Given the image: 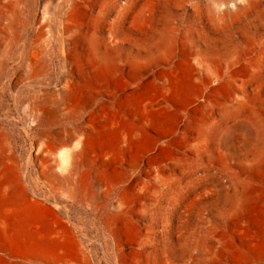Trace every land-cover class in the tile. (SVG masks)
Masks as SVG:
<instances>
[{
  "label": "rangeland",
  "instance_id": "obj_1",
  "mask_svg": "<svg viewBox=\"0 0 264 264\" xmlns=\"http://www.w3.org/2000/svg\"><path fill=\"white\" fill-rule=\"evenodd\" d=\"M126 2L0 0V147L54 232L32 241L17 222L0 225V264H264V160L254 134L234 131L264 118V0L230 21L211 0H138L115 72L91 75L87 95L65 102L68 80L89 71L65 58L67 13L85 6L106 50ZM180 76L184 87L163 93L164 78ZM243 89L248 105L222 116L221 105L245 103ZM141 100L156 105L152 120L132 116ZM207 114L210 136L197 143ZM81 136L85 158L69 175ZM50 167L68 181L50 182ZM235 180L250 199L239 214L223 198Z\"/></svg>",
  "mask_w": 264,
  "mask_h": 264
},
{
  "label": "bare ground",
  "instance_id": "obj_2",
  "mask_svg": "<svg viewBox=\"0 0 264 264\" xmlns=\"http://www.w3.org/2000/svg\"><path fill=\"white\" fill-rule=\"evenodd\" d=\"M137 1L138 0H127L126 4L125 5L123 4L124 6H120V7L115 9L116 15H115V18L111 20L112 23L109 26V33H107V34H109L108 43L110 45L108 44V48L106 50H103V48H104L103 46H105V43H101L100 39L97 35V27H99V26H97L96 21L93 20V22H92L90 17L86 16L85 6L81 9L82 11H79L78 13H76L77 11H75V12L74 11H71V12L68 11L69 13H67L66 21H65L66 22L65 29L63 28L64 31L68 35L67 40L65 42L63 41L64 42L65 58L67 61H73V63H75V65L78 69H81L82 64H84L86 67H88L89 71L87 70L88 73L80 72V74L78 76V79H79L78 81L75 80V78H73V77L70 80H68L67 86L65 87V102L72 101V99H76V97L80 96L81 94L87 95L89 88H88V84H87L88 82L86 81V83H85V80L88 79L91 75H95L97 77H104V76H107V75L115 72L116 68L118 67V62L116 60V55H114V53L120 47H122V41L127 36V33L123 27L124 21H126L125 19H126L128 13L131 10H134L136 8ZM255 4H256V0H242V1H237V0H211L210 5L212 7L211 6L210 7L214 11H220L219 19H225V20L230 21L229 19H233L236 16H238L245 8H252ZM211 16L214 20L218 19V17L215 15V13H212ZM84 20L86 22H88V25L86 26L85 29L82 27V24H84L83 23ZM63 27H64V25H63ZM98 29H100V28H98ZM128 29H130V28H128ZM161 35H163V34L161 33ZM160 37H161L160 34H156L155 39L156 40L161 39L162 37L161 38ZM102 38H104V37H102ZM75 39H77V41L79 43L78 47L76 49H74V47H73V45H75ZM10 40H11V38H10ZM106 42H107V40H106ZM249 59H251V58H249ZM197 63H199V62H197ZM250 63H253V62L250 61ZM130 66L134 70H136L139 66L138 59L137 58L131 59ZM185 66L193 68V61L192 60L187 61V64ZM203 69H204V67H203ZM244 70H246V69H244ZM196 71H198V70H196ZM238 71H240V70H238ZM244 76H245V74H244ZM184 78H183V76H180L178 78L174 77L173 79L165 77L164 78L163 93L169 95L170 97L175 96L184 87V83L186 82V79H184ZM237 87H238V85H237ZM236 90H238V89H236ZM241 94L244 97L243 99L245 101L247 98L246 90H244V89L241 90ZM232 100H233V98H232ZM246 101L243 104H238V106L236 104L233 106H229L227 104L221 105V109H220L221 115L225 117L228 114L240 113L242 108H245V106L248 105L249 101H247V102ZM239 103H242V102H239ZM138 104H139V107H138L139 111L134 110V112H132L133 117H136V118L142 117L144 119L152 120L153 116L157 114L158 110L156 108V105L153 102H147L146 100H141ZM245 110H247V109H245ZM254 114H255V112H254ZM210 115L207 114L204 117L198 119L194 123V128L196 130V136H197L196 141H198L197 143H201L203 140L207 139L210 136V133L212 130L210 128V120H211ZM144 119H142V120H144ZM238 120H240V118ZM241 128L243 130H246L247 134H249L250 132L252 134H254V137H256V143L254 142L255 144L251 145V146L253 147V150L255 151L256 156H258V159L263 161L264 160V153L262 154L259 151L261 149L264 150V118L259 116V117H256L253 121H251L249 119H246V120L244 119V120H241L240 122L238 121V124H236L234 131H238ZM82 135L84 136V134H82ZM83 136H81L80 139L75 142L72 150H70V152H68L65 155V161L66 162H64V163H66V165H68L70 167V169L68 171L69 175H70L71 170H76L78 168L77 166H78L80 161H84L85 154H86V152H85L86 148L84 145ZM254 141H255V139H254ZM252 143H253V141H252ZM199 147H201V146H199ZM199 151H201V150H199ZM7 162H8V160L5 157V152L0 147V225H10L13 221L17 222V225H21L20 226L21 230L28 231L29 236L31 238H33L32 241L34 239H36V241L40 240L39 238H41V236L43 234L42 231L44 233H46V235L44 234L45 236H51L54 232H53L52 227L45 226V225H47V223L44 222V218H43V215L41 213V211H42L41 206L38 203L32 202L31 200L27 199L25 197V195L23 194L22 190H20V188H18L17 180L15 178V174L11 173L13 171V169H12L11 165L8 164ZM255 165H259V164H255ZM62 171L65 172L66 169L62 167ZM45 177L52 183H60L62 180L68 181V179H69L68 176L60 177L54 171V169L51 167L49 168L48 171H46ZM237 180H235V186H234L233 194L228 196V194L225 193V191L223 190V193H225V195H223V198L225 199L226 202L230 201L232 203H235L236 204V210L235 211H236V213L239 214L247 206L248 201L250 199L248 198V195L245 193L243 186H240V184ZM230 206H232V205L230 204ZM36 225H43V226L38 227Z\"/></svg>",
  "mask_w": 264,
  "mask_h": 264
}]
</instances>
